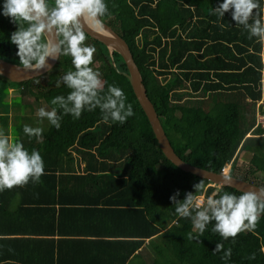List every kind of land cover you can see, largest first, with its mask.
Returning <instances> with one entry per match:
<instances>
[{
    "label": "trees",
    "instance_id": "obj_1",
    "mask_svg": "<svg viewBox=\"0 0 264 264\" xmlns=\"http://www.w3.org/2000/svg\"><path fill=\"white\" fill-rule=\"evenodd\" d=\"M105 2L109 14L103 22L128 44L175 153L186 163L214 173L231 164V176L264 188L263 178L262 183L255 180L257 174L264 175V126L257 122L258 113L264 111L259 104L264 103L260 91L264 50L256 38L249 39L247 31L236 26L230 11L222 19L212 14L222 0ZM17 27L0 15V58L23 67L8 39ZM84 43L96 48L94 66L104 62L99 71L105 90L108 85L121 88L134 116L124 124L105 123L97 108L83 111L79 119L64 115L59 129L46 119L41 122L36 115L39 107L45 104L51 110V99L70 91L62 81L57 86L72 68L70 57L61 56L49 73L27 82L11 83L0 75L3 131L15 125L20 133L16 141L29 152L37 150L45 166L39 182L0 191V264H62L28 261L23 252L36 248V243L21 235L30 218L56 221L65 206L75 211L82 207L81 214L90 218L132 222L127 235L132 240L125 239L127 243L121 240L122 231L88 242V248L103 251L94 264H140V257L144 264H264V213L254 230L235 238L223 240L211 230L212 223L199 239L190 238L196 236L190 219L176 215L169 197L179 191L177 199L183 200L200 181L205 191L196 195L205 199L218 187L180 170L165 157L123 74L128 68L122 56L111 55L87 34ZM12 94L16 97L7 102ZM24 125L42 128L41 137L29 138ZM241 152L251 154L244 176L234 173ZM220 191L242 194L232 188ZM9 219L18 227L9 230ZM218 242L232 250L227 262L221 259L223 250L213 252ZM252 253L255 259L249 260Z\"/></svg>",
    "mask_w": 264,
    "mask_h": 264
},
{
    "label": "clouds",
    "instance_id": "obj_2",
    "mask_svg": "<svg viewBox=\"0 0 264 264\" xmlns=\"http://www.w3.org/2000/svg\"><path fill=\"white\" fill-rule=\"evenodd\" d=\"M229 11L236 26L246 30L249 39L256 38L264 50V0H222L212 9V14L222 19ZM106 14L109 13L105 0H0V15L18 26L8 39L16 46V55L24 69L41 72L50 67L49 61L61 56L71 58L72 68L57 81V86L62 81L70 91L66 96L53 97L51 110L45 107L37 110L41 122L46 119L59 129L64 115L79 119L83 111L97 108L105 123L110 120L124 124L134 116L133 106L126 102L121 88L108 85L105 90V81L93 64L96 48L84 43L90 24L103 28ZM260 91L264 95V77ZM42 131L40 127H23V133L29 138L35 136L39 139ZM44 174L41 154L37 150L29 152L21 142H11L9 136L0 130V191L30 181L39 182ZM230 179L225 176L224 183ZM193 188L194 192H186L183 200L177 199L179 191L169 197L176 215L190 219L196 233L195 237L190 234V238L199 239L210 223L211 230L223 240L235 238L245 230H254L259 216L264 213V190L243 192L237 196L217 188L205 199L203 195H196L205 191L202 181ZM222 250L221 259L227 262L232 250L224 249L218 242L213 252ZM248 259L254 260L255 253Z\"/></svg>",
    "mask_w": 264,
    "mask_h": 264
},
{
    "label": "crops",
    "instance_id": "obj_3",
    "mask_svg": "<svg viewBox=\"0 0 264 264\" xmlns=\"http://www.w3.org/2000/svg\"><path fill=\"white\" fill-rule=\"evenodd\" d=\"M12 91L13 89H10V93ZM4 132L8 135L7 130ZM242 153L251 155L248 152ZM55 208L58 212V207ZM64 208L67 210L60 212L56 221L53 222H48L42 216L39 221L33 217L30 218L32 224L29 223L27 231L21 236H31L36 243V248L34 246V248L23 252V256L31 263L38 261L57 263L60 260L62 264H94L99 262L103 251L94 246L92 249L88 248L87 244L90 240L106 238L105 236L113 231H122L124 235H120L123 236L121 240L126 243L129 242L126 240H132L127 236L132 226V222L128 219L120 221L117 217L111 218V220H103L98 216L90 218L86 214H81L82 207H76V211L66 206ZM7 223H10L6 226L9 230L15 229V226L18 227L14 226L13 220L9 219ZM148 243L147 240L145 248L141 249L142 254L145 250L147 251ZM138 260L140 264H144L141 257ZM147 261L149 262L148 259Z\"/></svg>",
    "mask_w": 264,
    "mask_h": 264
},
{
    "label": "water",
    "instance_id": "obj_4",
    "mask_svg": "<svg viewBox=\"0 0 264 264\" xmlns=\"http://www.w3.org/2000/svg\"><path fill=\"white\" fill-rule=\"evenodd\" d=\"M103 24V28H98L96 25L90 24V26L86 30V34L92 39L105 45L109 49L111 55L116 52L122 56L128 68V73L123 74L128 78L133 88L134 94L148 118L151 128L156 136V139L158 140L159 146L165 157L180 170L186 173L193 174L199 178L205 179L212 183L213 186H216L219 189L232 188L241 193L248 191H256L259 193L261 190H264V188L233 177L230 174L214 173L192 166L183 161L175 153L163 129V126L154 108V105L147 95L146 88L143 84L142 75L133 59V55L130 51L128 44L110 26H108L104 22ZM59 60L60 58L57 60L49 61V68H46L41 72H36L33 70L24 69L21 66L14 65L0 58V75L6 78L11 83L19 84L27 82L49 73L58 64ZM225 176L231 178L230 182H228L227 184L224 183Z\"/></svg>",
    "mask_w": 264,
    "mask_h": 264
},
{
    "label": "rangeland",
    "instance_id": "obj_5",
    "mask_svg": "<svg viewBox=\"0 0 264 264\" xmlns=\"http://www.w3.org/2000/svg\"><path fill=\"white\" fill-rule=\"evenodd\" d=\"M104 66V62L98 61L97 63H95L94 68L96 70H100L102 69V67ZM12 87L15 89L16 86H14L13 84H11ZM13 92V91H12ZM14 97V94L10 95L9 97H7L6 101L9 102V100H12ZM19 98V97H18ZM262 103V102H261ZM264 104V103H262ZM45 107H47L45 104L43 105ZM5 110L6 106L3 107ZM36 108H38V106H36ZM40 108V107H39ZM2 110V109H1ZM4 111V110H3ZM8 111V110H7ZM13 112V111H12ZM12 114V113H11ZM261 119H264V117H262ZM4 126L1 125L0 123V130L3 131ZM4 132V131H3ZM5 133V132H4ZM7 133L9 135V139L11 142H17L16 139H18L20 137V133L18 132V130L16 129L15 125H10L7 129ZM251 155H247L246 153H240V155L238 156V164L235 170V174L237 175H248L247 171L249 169V161H250ZM232 171V170H231ZM231 173V172H230ZM257 178L255 179L256 181H258L259 183H262L263 181L261 180V178H263L264 180V175L263 174H257ZM254 180V179H253ZM262 181V182H261ZM264 185V182L262 183Z\"/></svg>",
    "mask_w": 264,
    "mask_h": 264
},
{
    "label": "built area",
    "instance_id": "obj_6",
    "mask_svg": "<svg viewBox=\"0 0 264 264\" xmlns=\"http://www.w3.org/2000/svg\"><path fill=\"white\" fill-rule=\"evenodd\" d=\"M262 103L260 102L259 104L263 106L264 104ZM262 117H264V111H260L258 113V118H257L258 124H262L264 126V119H261ZM230 172H231V164L225 165L221 171V173L223 174H230Z\"/></svg>",
    "mask_w": 264,
    "mask_h": 264
}]
</instances>
